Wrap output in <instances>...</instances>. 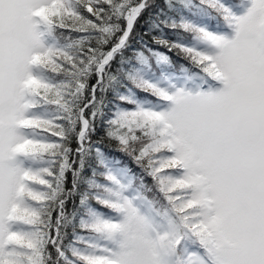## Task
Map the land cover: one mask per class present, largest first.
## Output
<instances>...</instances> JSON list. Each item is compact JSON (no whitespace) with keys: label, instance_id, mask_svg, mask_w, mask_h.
I'll return each mask as SVG.
<instances>
[{"label":"snow or ice","instance_id":"1","mask_svg":"<svg viewBox=\"0 0 264 264\" xmlns=\"http://www.w3.org/2000/svg\"><path fill=\"white\" fill-rule=\"evenodd\" d=\"M147 2L0 0V264H264V0H241L250 3L242 16L228 0H175L193 16L211 10L234 34L228 39L183 17L164 25L201 46L155 40L197 70L195 91L140 81L138 87L169 107L122 112L108 133L153 184L105 176L112 187L81 196V206L91 199L98 210L88 208V219L79 221L83 235L72 241L78 247L65 242L76 216L66 205L79 170L65 130L31 113L55 106L71 133L77 116L68 97L82 95L79 77L93 64L98 74L103 70ZM100 5L127 24L111 51L74 61L46 46L56 30L111 33ZM153 55L168 62L163 53ZM61 74L72 77L70 93L69 85L50 82ZM87 107L78 110V145ZM36 163L46 166L34 169ZM89 188L99 186L89 182Z\"/></svg>","mask_w":264,"mask_h":264},{"label":"trees","instance_id":"2","mask_svg":"<svg viewBox=\"0 0 264 264\" xmlns=\"http://www.w3.org/2000/svg\"><path fill=\"white\" fill-rule=\"evenodd\" d=\"M121 0H114V6ZM139 0H128L126 7L137 4ZM232 7L240 12L241 8L248 2L241 3V0H228ZM189 3V0H185ZM104 8L103 17L106 26L112 29L111 33L102 34L100 32L87 29L83 33L75 31L56 30L53 38H47L46 45L55 46L73 57L74 61L87 60L90 54H106L112 50L120 37L123 35L126 21L123 15L117 16L113 8ZM77 11L86 19H91L82 8ZM123 11V10H122ZM196 23L199 26H207L211 29L226 27L223 22L215 17L209 9H201L193 16L191 13L181 11L175 0H148L143 11L136 17L133 27L127 37L125 45L116 51L112 59L98 74L95 65H90V70L84 76L79 77L81 83L85 84L82 95L68 97L69 105L73 109V114L77 116L74 123V130L69 133V125L63 119L55 106L44 105L33 111L45 115L46 120L53 121L65 130L68 136L66 146L71 149L69 158L73 163V170H79V177L76 183L75 194L67 202L69 214L75 212L76 216L72 225L67 228L66 244L70 247H78L73 244L75 236L83 235L79 229V221L87 220L86 211L88 208L98 210V206L91 199L84 205H80L81 196L87 194L101 195L102 189L107 187L108 181L104 179L102 173L110 166L114 170L123 171L134 184L143 179L150 187L153 181L148 178L142 170L132 161L125 152L120 150L117 140L108 135L113 129L112 121L117 119V111L134 110L140 106L149 107L150 104H157V99L137 86L138 81L133 78V74H138L142 80L151 82L162 77L179 74L187 78L195 77L196 69L175 52H168L154 40H165L169 42H180L186 46L194 44L196 41L191 35L179 29L165 27L166 23L180 22L181 18ZM181 37L183 39L181 40ZM103 40L105 43H100ZM80 41L79 44L76 42ZM91 50V53L89 52ZM163 53L168 57V62H158L153 53ZM54 85H69L68 92H71L72 77L70 75H57L49 78ZM160 102L159 108L164 107ZM88 105L83 112V117L87 121L81 145L77 144V136L81 129L78 118V110ZM37 139H47L54 141V137H43L37 135ZM82 150L77 153V148ZM39 168L46 166L44 163H36ZM72 173L67 174L66 188H72ZM89 182L98 185L97 188H89ZM75 230V232H74ZM81 249V248H80ZM79 249V250H80Z\"/></svg>","mask_w":264,"mask_h":264},{"label":"rangeland","instance_id":"3","mask_svg":"<svg viewBox=\"0 0 264 264\" xmlns=\"http://www.w3.org/2000/svg\"><path fill=\"white\" fill-rule=\"evenodd\" d=\"M248 7H250V3H248L247 5H245L244 7H242L240 12H237L232 7L233 14L235 16H242V15L246 14V11H247V8ZM209 30L215 31L216 33L221 34V35L225 36L228 39H231L232 36H233V34H234L233 33V30H230V31H227V30L220 31L219 30V32L217 31L216 28H213V29L209 28ZM48 43L49 42L46 39L45 40V44L47 45ZM190 46H195L197 48L201 47L197 42H195L194 44H192ZM178 76H179V74H175V75H170L167 78H162V79H159V80H154V81L148 82V81L142 80V78H140V76L138 74H136V75L133 74V78L136 79L138 82L144 81V82H147L149 84L155 85L157 87H165L167 84L172 83V84H175L177 87H180L181 85H184L186 88H188V89H190L192 91H195V84L197 82L195 78H193L191 80H189V79H183L182 82H180V78H178ZM193 76H195V75H193ZM159 106H160V102L159 101H157V104H155V105L150 104L149 107L138 105V107L141 108V109H144V110H154V111L166 110L169 107L168 104H167L166 107H162V108H159ZM136 109H134V110H136ZM134 110L117 111L116 112V115L118 117L119 114L122 113V112H129V111H134ZM31 114L34 115V116H36V117H38V118H40V119L46 120L45 119V115H42L41 113H38V112L33 111ZM33 168L34 169H39V167L36 164L33 165ZM111 168H114V167H111ZM111 168L109 167L106 170V172H105V170L103 171V173H102L103 177H105L107 175H112L118 183H120V184H127L128 183L129 177L125 176L124 173H123V171H120V170H112ZM110 187H112V184L110 182H108L106 188H110ZM80 251H84V249L81 248Z\"/></svg>","mask_w":264,"mask_h":264}]
</instances>
